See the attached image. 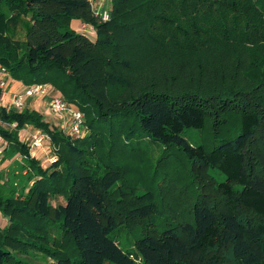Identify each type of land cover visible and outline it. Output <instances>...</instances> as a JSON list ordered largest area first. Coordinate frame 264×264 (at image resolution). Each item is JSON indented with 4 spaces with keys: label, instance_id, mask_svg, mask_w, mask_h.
Listing matches in <instances>:
<instances>
[{
    "label": "trees",
    "instance_id": "obj_1",
    "mask_svg": "<svg viewBox=\"0 0 264 264\" xmlns=\"http://www.w3.org/2000/svg\"><path fill=\"white\" fill-rule=\"evenodd\" d=\"M107 3L103 20L90 0H0V69L87 127L71 138L0 109L23 181L0 172V264H264V0ZM27 126L49 137V166Z\"/></svg>",
    "mask_w": 264,
    "mask_h": 264
},
{
    "label": "built area",
    "instance_id": "obj_2",
    "mask_svg": "<svg viewBox=\"0 0 264 264\" xmlns=\"http://www.w3.org/2000/svg\"><path fill=\"white\" fill-rule=\"evenodd\" d=\"M100 15L103 20L108 18L106 11ZM51 90L52 87L47 84L24 85L20 91L12 92L7 98V86L5 82L0 81V109L22 111L26 109L27 100L48 97L47 107L55 118L57 128L71 138H83L87 132L83 113L74 104L68 103L60 93L53 94ZM26 140H29V147H39L47 143L49 137L37 129ZM5 145L0 137V160L3 158Z\"/></svg>",
    "mask_w": 264,
    "mask_h": 264
},
{
    "label": "rangeland",
    "instance_id": "obj_3",
    "mask_svg": "<svg viewBox=\"0 0 264 264\" xmlns=\"http://www.w3.org/2000/svg\"><path fill=\"white\" fill-rule=\"evenodd\" d=\"M90 1L93 5H95V8L98 7L99 0H95V1L90 0ZM93 5H92V7H93ZM93 9H94V7H93ZM96 12L98 13V10H96ZM81 31L84 34H86L89 38H91V39L93 38L94 31H93V28L90 27L89 25L83 26ZM18 33H19L18 37H22L24 30L22 28H20ZM51 92H52V90H51ZM54 124H55V121L53 124H49V125H51L52 127H57ZM36 130L37 129H35L31 126H27L25 129H23L19 132V134H18L19 139L21 141L25 142L26 144H28L29 140H26V138H29L30 134H32ZM86 134H87V132L85 133V135ZM189 136L195 141H197L200 138V134L198 132H190ZM155 147H156V149H154V154H155V156H157L160 149H161V146H159V147L155 146ZM30 153L32 156L36 157L40 161V163L43 167L49 166V164L54 160V152H53V149H52L49 141L47 143L42 144L39 147H30ZM21 163H22V159L19 155H15V156L8 158V159H5V160L1 159L0 160V172L3 174L2 182L7 181L10 184H13L14 182H18V185L22 184V182H23L22 179L17 177L20 174L19 173V166ZM12 174H14V176H12ZM169 182L170 181L163 183L162 186H164V185L166 186L167 184L170 185ZM140 190L141 189H139V191ZM58 203L64 204V201L61 198H58L57 200H51L52 205H56ZM6 225H7V220L0 213V228L5 227Z\"/></svg>",
    "mask_w": 264,
    "mask_h": 264
},
{
    "label": "crops",
    "instance_id": "obj_4",
    "mask_svg": "<svg viewBox=\"0 0 264 264\" xmlns=\"http://www.w3.org/2000/svg\"><path fill=\"white\" fill-rule=\"evenodd\" d=\"M93 7H94L95 12H96V10H98V13L99 12H102V11H105V10L108 9L107 0H99L98 7H96L97 9L95 8V5H93ZM83 26H86V25L84 23H82L80 20L74 19V20L71 21V27L76 32L83 33L81 31ZM95 37H96V34H95V31H94L93 38L92 39L90 38V39L92 41H94L95 40ZM0 81L5 82V84L7 86V94H5V97H7V98L11 96L10 94H12V92L20 91L24 87V85L21 82L12 80L8 76V74L2 72V69H0ZM51 93H53V94H55V93L59 94V92L56 91V90H54L53 88H52V92ZM47 101H48V97H44L42 99H29L26 102V109H28V110H34V111L40 113L44 117V120L46 122H48L49 124H53L54 121H55V118L50 113V111H49V109L47 107Z\"/></svg>",
    "mask_w": 264,
    "mask_h": 264
}]
</instances>
